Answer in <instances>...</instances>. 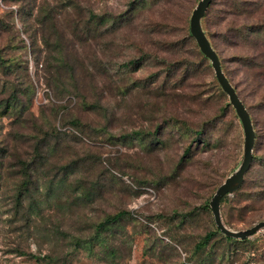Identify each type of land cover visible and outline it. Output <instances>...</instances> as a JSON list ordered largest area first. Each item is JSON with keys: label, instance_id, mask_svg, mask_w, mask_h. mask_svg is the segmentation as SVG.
Listing matches in <instances>:
<instances>
[{"label": "rangeland", "instance_id": "374dc122", "mask_svg": "<svg viewBox=\"0 0 264 264\" xmlns=\"http://www.w3.org/2000/svg\"><path fill=\"white\" fill-rule=\"evenodd\" d=\"M138 1L0 0V264H264V229L197 248L216 228L205 204L245 142L197 42L177 46L200 0ZM222 2L203 26L257 134L246 182L222 204L227 226L244 231L264 221L252 197L264 179V82L256 71L248 83L221 40ZM74 86L103 108L62 94Z\"/></svg>", "mask_w": 264, "mask_h": 264}, {"label": "trees", "instance_id": "16d2710c", "mask_svg": "<svg viewBox=\"0 0 264 264\" xmlns=\"http://www.w3.org/2000/svg\"><path fill=\"white\" fill-rule=\"evenodd\" d=\"M144 1L145 0H139L137 6L138 5L141 6V4L144 3ZM171 1L172 0H167V2H171ZM213 1H212V3H213ZM212 3L210 4V6L212 5ZM210 6H209V8H210ZM209 8H208V10H209ZM194 10H193V12H194ZM193 12H192V14H193ZM206 14H207V12H206ZM206 14L200 20V27H201V30H202L204 36L208 39V41L210 42V45L212 46L214 51L217 53L219 60H220V63H221V66H222V69H223V64H222V60L220 58V55L218 54L217 50L214 48V46H213V44H212L206 30L204 29V26H203V19L206 17ZM96 15L97 14L92 15V17H95ZM97 18H99V17H97ZM216 18H217L216 24H217L219 36L221 37V40L228 45V47H230L232 50H234V56L233 57L235 58L236 62L239 63L243 67V69L245 71V75H246V81L248 83L254 82L255 79H254L253 75L257 71L258 77L261 78L260 76H262V80L264 82V0H223L222 9L218 12ZM190 21H191V19H190ZM42 24H44V22ZM157 24H159V23H156V26L154 24H151V25L154 27H157L159 29H162L163 25H160V24L157 25ZM192 41L195 42L196 39L193 37V35L191 33V27L189 24V25H187V28H186V34H184L183 37L179 40V43L177 44V46H179V48L182 50V48H185L187 45H190V43ZM53 44L55 45V43H53V42L50 45H53ZM162 44L167 45L168 43L163 41ZM197 45H198V43H197ZM198 47H199V45H198ZM199 50H200L199 56H201L203 60H209L211 63V66H212L211 60L201 51L200 47H199ZM192 54H191L192 57H194V58L197 57L196 53L194 51L192 52ZM202 59L197 57V60H199L198 63H200L201 66L204 64ZM131 63L135 65L137 62L131 61L130 65H132ZM223 71H224V69H223ZM224 73H225L226 77L228 78V80L230 81V83L232 84V86L235 88L240 100L243 102L246 110L248 111V113L250 115L252 126L254 128V133H255V141H254L253 158H252L251 166H250L249 170L247 171V173L245 174L244 181L241 184V186L237 190H235L232 194H227L222 198V200H221V215H222V204L225 202V200L228 198V196L237 194V192L240 189H242V187L244 186V184L246 182V175L250 172V170H251V168H252V166L256 160V156H255L254 152H255V146H256V141H257V134H256V130H255V126L253 123L251 113H250L249 109L247 108L246 104L244 103V101L241 99V97L237 91L236 86L232 83V81L230 80V78L228 77V75L225 71H224ZM70 77H72V75H70ZM72 79L75 81H79V79H77V77H72ZM217 81H218V79H217ZM218 83H219V81H218ZM219 85L221 86L220 83H219ZM64 89H65V91H62V94H65L66 95L65 97H78L79 99H81L82 105L85 108H88V109H91L94 111L95 110L99 111L100 109L103 108L101 101L98 102L97 100L89 98V95L85 92V91H87V89L83 88V86H77V87L74 86L73 88H70V89L68 87H65ZM223 92H224V90H223ZM237 116H238L239 120L241 121L238 114H237ZM241 123H242V121H241ZM73 124L76 126L83 125L81 123V121H79V120H74ZM54 130L56 131V129H54ZM135 135L137 137H140L142 134L136 132ZM197 135L198 136L202 135V132H197ZM244 144H245V142H244ZM186 153H189L188 149L186 150ZM219 187L217 188V190L219 189ZM217 190H216V192H217ZM216 192H215V194H216ZM82 195H84L85 199H90V196L87 195L86 191H82ZM214 195L212 196V198L214 197ZM252 197L257 202H262V203L264 202V179L260 182V185L257 187V190H256V192H254ZM212 198L210 201H208L205 204V208L207 210H211V212H212V208H211ZM124 214H125V212H121V213H118L114 216L107 217L102 222L97 224L95 226V234L93 236L94 240L96 238H103L104 233L108 229H110L119 219H121L124 216ZM212 214H213V212H212ZM213 218H214V215H213ZM222 219L224 222L223 215H222ZM214 222H215V218H214ZM224 224L227 228L231 229L230 227L227 226V223L224 222ZM215 225H216V222H215ZM215 235L223 236V238L227 242H242V243L248 241L252 237L251 236L250 238H246V239H242V240L241 239H234V238L228 237L225 234H223L221 232V230L218 228V226L216 225L215 231L207 234L197 244V248L198 249L205 248ZM90 242H91V240L85 241L83 243H90Z\"/></svg>", "mask_w": 264, "mask_h": 264}, {"label": "water", "instance_id": "95a60500", "mask_svg": "<svg viewBox=\"0 0 264 264\" xmlns=\"http://www.w3.org/2000/svg\"><path fill=\"white\" fill-rule=\"evenodd\" d=\"M212 1L213 0H201L194 10L190 21L191 33L196 39L199 47L201 48V51L211 60L215 75L219 83L221 84L222 89L229 96L232 105L236 109L237 114L242 121L245 132V144L244 157L240 166L238 167L236 172L227 180H225V182L219 187L216 194L212 198L211 208L216 225L221 230V232L228 237L242 240L250 238L254 234L264 229V221H261L253 227L244 231L231 230L227 228L223 222L221 215V200L225 195L232 194L243 183L244 176L249 170L253 158L255 133L248 111L246 110L243 102L240 100L235 88L226 77L217 53L210 45L208 39L204 36L200 27V20L205 16Z\"/></svg>", "mask_w": 264, "mask_h": 264}]
</instances>
